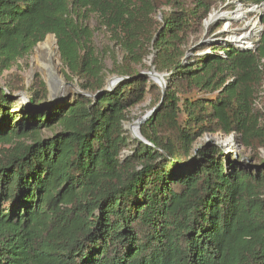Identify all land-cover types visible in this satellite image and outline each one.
I'll return each mask as SVG.
<instances>
[{"label": "trees", "instance_id": "obj_1", "mask_svg": "<svg viewBox=\"0 0 264 264\" xmlns=\"http://www.w3.org/2000/svg\"><path fill=\"white\" fill-rule=\"evenodd\" d=\"M220 1L0 0V74L56 34L64 66L99 92L92 13L124 53L98 100L37 107L36 90L32 108L0 88V264H264V29L255 48L208 38ZM149 94L145 143L125 122ZM207 134H235L254 160L197 146Z\"/></svg>", "mask_w": 264, "mask_h": 264}, {"label": "rangeland", "instance_id": "obj_2", "mask_svg": "<svg viewBox=\"0 0 264 264\" xmlns=\"http://www.w3.org/2000/svg\"><path fill=\"white\" fill-rule=\"evenodd\" d=\"M255 5L257 4H246L241 0H234V1L222 0L219 2L217 7L213 10L211 14H214L218 11L232 12L241 7L250 10L253 9ZM257 6L258 7L256 8V10L254 11L250 10V12H248L247 15L245 16L241 15L231 20L220 18L214 21L211 25H218L220 22H222L223 26L221 27V29L217 30L208 38H213V39L217 38L216 36L221 33H224V36L222 37L218 36V38L233 39V37L244 35V40L250 41L253 44L257 45V41L260 38V34L264 29L263 22L259 18L260 17L259 10L261 9V13L264 12L263 9L264 7H262L260 4H258ZM156 17L157 20H161L160 14H158ZM257 22H259L260 26L258 28H255L256 27L255 23ZM88 24L94 31V43L104 63V74L106 76L105 77V84H106L107 80L111 76L117 74L113 71L116 64L115 62L121 61L123 59L124 53L122 49L119 46H117L114 41L110 39L109 33L107 32L106 28L101 25L99 18L96 14L92 13L90 15L88 19ZM223 29H226L227 31L223 32ZM51 35L53 36V34H49L43 41H45ZM38 44L24 58L19 59L18 62L11 69L5 70L3 73L0 74V88L3 89L6 88L7 90H9L8 84L9 82H11L12 85L15 88H17V90H15L14 95H18L16 96V98L19 100V102L32 108L34 106H32V104L30 103V97L32 93L36 92V90H43L42 92L46 93L47 96L46 99L49 96L52 97L55 93L58 92L59 96L57 99L53 100L47 105H42V107L55 106L59 103L61 98H66L67 96L74 97L76 94L77 85L78 86L81 85V80L71 75L68 68L64 66L60 55L61 67H62L61 69L66 77V84L56 85L52 89L45 80V78L43 77L39 69L33 72V67H34L33 60L36 53V47L38 46ZM152 61H153V55L148 56L145 60L146 64L152 68V69L150 68L151 70L154 69V67L152 66L153 65ZM150 69L147 71H151ZM165 80L169 84V79L167 78V76L165 77ZM42 83H44L45 85L42 86L41 85ZM152 103H153V97L151 94H149L144 102L130 109L128 114L129 118L125 122V126L127 127L126 130L131 135H132L131 129L132 128L134 129V126L137 121H139L145 116H148V118H150L153 115L155 107H153ZM256 104L258 108H260L264 113V81L260 88V92ZM207 137H212L217 140L231 139V142H227L228 144L225 147H223V149L226 150V152L230 155V157L233 160H236L237 158L242 160L244 154H248L250 156L251 161L254 160L253 152L251 150L245 152L243 145L240 142H238L235 134H231L228 136H223L220 134H207L198 141L197 146H200L203 143L206 144ZM259 156L261 159H264V148L260 150Z\"/></svg>", "mask_w": 264, "mask_h": 264}, {"label": "bare ground", "instance_id": "obj_3", "mask_svg": "<svg viewBox=\"0 0 264 264\" xmlns=\"http://www.w3.org/2000/svg\"><path fill=\"white\" fill-rule=\"evenodd\" d=\"M257 7L258 6L255 5L254 8L250 10L254 11L256 10ZM250 10L241 7L235 10L234 13L222 12L221 14L224 16L236 18L241 15L243 16L247 15V13L250 12ZM255 24H256L255 28H258L260 26L259 22ZM233 39H236V41H238L240 44H242V41H244V38L241 39V35L237 37H233ZM244 45H246V43ZM33 62H34L33 72L39 69L43 77L45 78V80L52 89L56 85L66 84V77L61 69L62 67H61L60 52L57 45V40L54 36L51 35L45 41L40 42V44H38V46L36 47V53ZM140 136L141 134L139 132V129L135 124L134 129L132 128V137L138 139V137ZM221 140L224 143L231 142V139H224V140L218 139L217 141H221Z\"/></svg>", "mask_w": 264, "mask_h": 264}, {"label": "water", "instance_id": "obj_4", "mask_svg": "<svg viewBox=\"0 0 264 264\" xmlns=\"http://www.w3.org/2000/svg\"><path fill=\"white\" fill-rule=\"evenodd\" d=\"M262 7H264V3L260 4ZM257 6V5H256ZM264 9V8H263ZM234 11L230 12V13H234ZM218 13H222V12H216L213 14H210L209 16V20L206 19L205 22H204V25L206 27V29L208 30L209 26L216 20L220 19V18H224V19H234V17H228V16H224V15H220ZM262 15H263V12L261 13V10H260V20L262 21ZM227 31L226 29H223V32ZM53 36L56 38L57 40V44H58V39L56 37V34H53ZM244 38V35H241V39ZM231 41H233L234 43H237L239 44L240 46H243V47H249V46H246L244 45L246 40L242 41V44H240L238 41H236V39H229ZM240 41V40H239ZM59 48V46H58ZM251 48V47H250ZM59 52H60V48H59ZM60 55H61V52H60ZM148 75H150L151 79H153L155 82H157L163 89V93H165L166 91V88L168 87V82H166L165 80V77H166V74H162V73H159L156 71V69L154 68L153 70L151 71H148L147 72ZM123 78V76H120L118 74L116 75H113L111 76L108 80H107V83L105 84L104 88L102 90H100L99 92L97 93H92L90 91H86L82 88V86H78L77 85V88H76V94L74 97H71V96H67L66 98H61V101H65L66 103H69V102H74L75 98L78 97L79 95H86V96H90L96 100H98L100 98V96L105 93L106 91H111L115 88V86L119 83V81ZM6 92L7 93H10L9 90L6 89ZM18 95H13V97H16ZM59 96V93H55L52 97H48L44 102H42V104L38 105L37 107H41L42 105H47L48 103L52 102L53 100L57 99ZM155 111V110H154ZM148 119V116H145L143 117L142 119H140L139 121L136 122V125L139 129V132L141 134L140 137H138V140L139 141H142V142H145V143H148V141L144 138V136L142 135L141 133V125L143 122H145L146 120ZM125 128H127L125 126ZM132 130V129H131ZM207 143H213V144H216L220 147H225L227 145V143H224L222 140L221 141H217L216 139L212 138V137H207ZM226 151V150H225Z\"/></svg>", "mask_w": 264, "mask_h": 264}, {"label": "built area", "instance_id": "obj_5", "mask_svg": "<svg viewBox=\"0 0 264 264\" xmlns=\"http://www.w3.org/2000/svg\"><path fill=\"white\" fill-rule=\"evenodd\" d=\"M246 46H249V47H251V48H255L257 45H255V44H253L252 42H250V41H247L246 40Z\"/></svg>", "mask_w": 264, "mask_h": 264}]
</instances>
